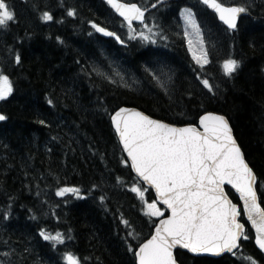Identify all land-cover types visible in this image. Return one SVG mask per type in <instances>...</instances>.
Returning a JSON list of instances; mask_svg holds the SVG:
<instances>
[{
  "label": "trees",
  "instance_id": "16d2710c",
  "mask_svg": "<svg viewBox=\"0 0 264 264\" xmlns=\"http://www.w3.org/2000/svg\"><path fill=\"white\" fill-rule=\"evenodd\" d=\"M124 1L142 7L156 3ZM10 3L18 23L6 33L0 31V71L13 79L15 88L10 97L0 101V111L7 116L0 123V209L10 208L9 219L0 218L2 264H66L60 254L67 250L88 257L86 264H134L125 240L126 231L132 229H126L121 219L130 220L142 238H147L151 221L131 191L138 178L129 164L120 163L125 154L110 121L119 106H136L177 125L197 123L204 110L226 115L258 175V185H264V0H255L235 33L226 31L200 0H160L154 10L150 8L147 19L153 18L165 31L168 38L163 41L177 56L166 51L160 57L172 64L176 73L167 93L144 71L151 61L144 42L126 40L119 33L126 42L120 44L99 36L88 23L91 20L117 32L124 30V22L104 1L63 0V7L61 0ZM186 6L195 9L205 33L212 63L204 71L219 85L215 96L202 90L193 72L186 71L188 65L193 68L192 60L177 32L179 10ZM69 7L76 10L75 16L67 15ZM44 11L54 19L41 20ZM17 52L19 65L14 61ZM229 53L241 61L232 79L223 75L217 63ZM108 58H117L124 67L141 73L143 89L133 91L107 79ZM41 119L45 125L39 123ZM93 184L98 187L92 188ZM64 185L79 187L81 198L56 196L57 187ZM258 191L264 193V186ZM228 193L238 202L232 190ZM102 195L103 201L99 199ZM146 198H154L153 191L147 192ZM33 215L37 218L32 219ZM41 227L52 233L59 230L71 239L54 249L51 241L39 236ZM250 235L251 239L242 241L241 251L264 264V254L255 246L253 233ZM127 242L137 245L132 238ZM177 257L181 264H250L239 252L213 258L177 251Z\"/></svg>",
  "mask_w": 264,
  "mask_h": 264
},
{
  "label": "snow or ice",
  "instance_id": "6c2138e0",
  "mask_svg": "<svg viewBox=\"0 0 264 264\" xmlns=\"http://www.w3.org/2000/svg\"><path fill=\"white\" fill-rule=\"evenodd\" d=\"M106 3L126 22L130 39L138 37L141 42L156 43L158 33L154 29L158 26H149L145 21L148 18L146 13L150 8L154 10L160 0L147 7L124 0H106ZM200 3L213 11L214 16L226 26V31L235 33L240 28L242 14L250 13L255 0H245V3L200 0ZM60 6L63 7V0ZM66 11L70 17L76 15L74 8L69 7ZM180 13L184 23L183 38L195 64L194 79L202 90L215 96L219 85H214L211 82L213 77L204 71L212 60L201 23L192 8H182ZM40 19L52 21L54 17L49 11H44ZM133 21L140 22V31L133 28ZM14 23H18L14 6L10 0H0V31L6 33ZM88 23L97 32L114 37L120 44L126 43L116 32L91 20ZM56 39L60 40V37ZM8 48L10 50L11 46ZM14 61L17 65L21 63L18 52ZM217 63L228 79L234 78L241 65V61L231 53ZM144 71L167 93V84L172 77L165 65L145 64ZM106 78L112 80L111 76ZM14 90L13 79L0 71V101L10 97ZM187 94L191 96L192 92ZM47 103L52 105L53 101L48 99ZM6 119L7 116L0 112V121ZM110 121L126 153L120 163L130 162L139 181L131 186V191L139 197L141 211L151 221L147 238H142L130 220L121 219L126 229H132L126 231L125 240L126 250L133 254L134 264H178L174 255L177 247L197 255L230 253L236 256L239 252L243 261L259 264L251 255L245 256L241 249L242 241L251 239L250 233H254L255 245L264 252V193L258 194V187L264 185H258L257 173L247 160L225 115L204 110L197 123L178 126L155 119L137 108L119 106L110 115ZM39 123L45 125L46 122L41 119ZM116 179L119 181L121 178ZM228 186L238 194V202L229 198L226 192ZM96 187L98 185H92V188ZM153 190L154 198H146V193ZM65 194L77 198L82 195L81 189L74 185L57 187L56 196L63 197ZM99 199L103 201L105 197L102 195ZM9 216L10 208L0 209V218L8 220ZM36 218L33 215L32 219ZM38 231L43 240L52 242L54 249L58 244H64L66 239H71L59 230L52 233L41 227ZM128 238L137 241V245L127 242ZM60 258L66 264H86L89 259L73 250L62 252Z\"/></svg>",
  "mask_w": 264,
  "mask_h": 264
},
{
  "label": "rangeland",
  "instance_id": "374dc122",
  "mask_svg": "<svg viewBox=\"0 0 264 264\" xmlns=\"http://www.w3.org/2000/svg\"><path fill=\"white\" fill-rule=\"evenodd\" d=\"M184 8H192L193 11L196 13L195 9L191 6H186ZM197 18H198V16H197ZM177 22L179 23L178 34L184 40V38H183L184 23H183V19H182L180 12L178 14ZM148 24H149V26H151L153 24L157 25L153 18L150 19ZM123 29L124 30L122 32H119V33H123L126 40H132L129 38V35H128V32H129L128 27H124ZM140 30H141V25L138 26L136 31H140ZM154 31H156L158 33V35L155 38L156 43H157L159 41V39L164 37V31L161 30L159 27H156L154 29ZM203 33H204V31H203ZM204 37H205V35H204ZM136 39L140 40L138 37ZM145 44H148V43H145ZM186 47H187V44H186ZM189 55H190V53H189ZM190 57H191V55H190ZM147 64H153V65L163 64L166 66L167 69H169V74L172 77L171 81L168 82V84H167V90H169L175 82L174 81V74L172 72V68H170L169 65H167L166 62L164 63L162 60L155 61V59H153L150 63H147ZM107 66H108V69L106 70V72H107L106 74L108 76H111L112 80H114L118 84H121L122 86H124L126 88L132 89L133 91H137V90L141 91L143 89L144 83H143L142 75H140L141 73L137 72V70L135 68L132 69L131 67H128V68L124 67L123 62L121 60H118L117 58H108ZM116 73H119V75H116ZM121 77H122V79H121ZM150 78H151V76H150ZM151 81L154 82V85L156 87L162 88L152 78H151ZM148 89H151V87H148ZM162 89H164V88H162Z\"/></svg>",
  "mask_w": 264,
  "mask_h": 264
},
{
  "label": "water",
  "instance_id": "95a60500",
  "mask_svg": "<svg viewBox=\"0 0 264 264\" xmlns=\"http://www.w3.org/2000/svg\"><path fill=\"white\" fill-rule=\"evenodd\" d=\"M102 1H104L105 3H106V0H102ZM125 2V1H124ZM126 3H128V2H126ZM109 7H110V5H109ZM111 8V7H110ZM112 9V8H111ZM113 10V9H112ZM209 10H211V9H209ZM114 11V10H113ZM212 11V10H211ZM114 13L117 15V16H119V14L118 13H116L115 11H114ZM147 14V13H146ZM243 15V14H242ZM120 17V16H119ZM122 20H123V18L122 17H120ZM138 23H140L139 21H133V27H134V25L135 24H138ZM101 25V24H100ZM102 27H105V26H103V25H101ZM109 29V28H108ZM110 31H113V30H111V29H109ZM115 32V31H114ZM100 36H102V37H104V38H110V36H106V35H104L103 33H99V32H97ZM118 35V34H117ZM112 38H114V37H112ZM124 107H129V108H137L138 110H140V111H143V110H141L140 108H138V107H135V106H124ZM145 112V111H144ZM146 113V112H145ZM147 114V113H146ZM224 115V114H223ZM226 116V115H225ZM227 117V116H226ZM153 118H155V117H153ZM228 118V117H227ZM155 119H158V118H155ZM1 122H3V121H0V123ZM166 122V121H165ZM198 122V121H197ZM230 125H231V123H230ZM178 126H180V125H178ZM232 126V125H231ZM114 128V127H113ZM233 128V127H232ZM233 132H234V129H233ZM234 136H235V133H234ZM236 137V136H235ZM238 141V140H237ZM239 143V142H238ZM240 144V143H239ZM122 146V145H121ZM243 150V149H242ZM244 151V150H243ZM125 154V156H126V153H124ZM129 164H130V162H129ZM133 171V170H132ZM255 171V170H254ZM133 173L136 175V173L133 171ZM258 177V176H257ZM147 186V185H146ZM148 187V186H147ZM227 188H230V186H228ZM227 188H226V192L228 193V191H227ZM231 189V188H230ZM234 192H235V190L234 189H232ZM153 192H154V190H153ZM237 196H238V194L237 193H235ZM259 194V193H258ZM229 195V194H228ZM229 198L230 199H232L231 197H230V195H229ZM234 202V201H233ZM246 219V218H245ZM250 226V225H249ZM257 248H258V246H256ZM259 249V248H258ZM178 250H180V251H185V252H188L186 249H182V248H179V247H177V249H174V255L176 256V258H177V255H176V252L178 251ZM189 253V252H188ZM263 254H264V252H262ZM189 254H191L192 256H196V257H199V256H206V257H213V258H218V257H221V256H224V255H226V254H230V253H221V254H219V255H211V254H192V253H189ZM177 260H178V258H177ZM178 264H181L180 263V261L178 260Z\"/></svg>",
  "mask_w": 264,
  "mask_h": 264
},
{
  "label": "flooded vegetation",
  "instance_id": "af4514ba",
  "mask_svg": "<svg viewBox=\"0 0 264 264\" xmlns=\"http://www.w3.org/2000/svg\"><path fill=\"white\" fill-rule=\"evenodd\" d=\"M147 49H148L147 52H148V55H149L151 61H152L153 59H155V61H157V60H161L160 57H161V56L163 57V56H164V53H167V52H168V53H171L170 56H171L172 54H174V56L177 57L176 54H175V51L173 50V48H170L169 51L166 52L167 49H166L165 47L158 46V45H156V44H153V43L151 44V43H150V44L148 45ZM164 50H165V51H164ZM151 56H152V57H151ZM151 61H150V62H151ZM170 62H175V61H170ZM150 65H153V64H150ZM168 65H169L170 68H172V67L170 66V65H172V64H168ZM188 70H189V65L186 66V71L189 72ZM172 72H173L174 77H175V76H176V73H175L174 68H172Z\"/></svg>",
  "mask_w": 264,
  "mask_h": 264
}]
</instances>
